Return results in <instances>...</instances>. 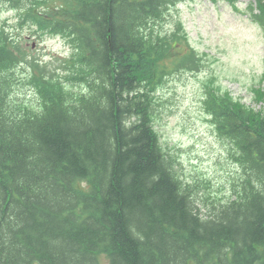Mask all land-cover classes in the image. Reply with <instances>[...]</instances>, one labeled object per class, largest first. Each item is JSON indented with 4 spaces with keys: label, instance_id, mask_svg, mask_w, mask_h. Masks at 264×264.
<instances>
[{
    "label": "trees",
    "instance_id": "16d2710c",
    "mask_svg": "<svg viewBox=\"0 0 264 264\" xmlns=\"http://www.w3.org/2000/svg\"><path fill=\"white\" fill-rule=\"evenodd\" d=\"M183 1L0 0L75 51L54 72L0 29V264H264V109L208 88L241 174L204 212L156 129L157 87L205 64L163 29ZM248 12L264 29V0ZM20 84L39 110L15 103Z\"/></svg>",
    "mask_w": 264,
    "mask_h": 264
},
{
    "label": "rangeland",
    "instance_id": "374dc122",
    "mask_svg": "<svg viewBox=\"0 0 264 264\" xmlns=\"http://www.w3.org/2000/svg\"><path fill=\"white\" fill-rule=\"evenodd\" d=\"M249 1L187 0L163 25L169 33L180 25L191 46L205 59L200 72L181 69L165 77L156 89L155 120L161 143L174 155L182 179L196 185L203 212L205 205L217 199L233 198L232 185L241 174L231 156L232 143L218 135L211 121L206 104L208 88L224 91L248 108L264 109V31L248 16ZM3 27L21 37L31 58L48 64L54 72L74 55L65 38L47 34L40 39L19 25L16 11L0 2V29ZM78 88L73 87L74 91ZM12 97L15 103L40 108V100L29 85L16 86ZM101 258L108 262L105 256Z\"/></svg>",
    "mask_w": 264,
    "mask_h": 264
}]
</instances>
